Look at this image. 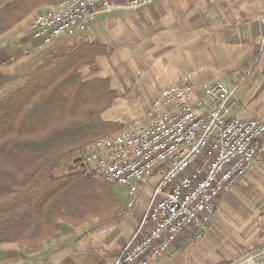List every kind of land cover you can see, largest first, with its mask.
<instances>
[{"label":"crops","instance_id":"obj_1","mask_svg":"<svg viewBox=\"0 0 264 264\" xmlns=\"http://www.w3.org/2000/svg\"><path fill=\"white\" fill-rule=\"evenodd\" d=\"M11 1L5 0L0 7ZM61 1L51 0L52 4L45 6ZM45 6L0 36V95L21 85L28 70L48 52L87 42L98 56L91 66L83 68V76L108 79L110 89L122 102H144L146 108L137 113L138 118L162 91L182 80L196 88L221 80L237 88L238 108L233 117L264 120V0H154L138 10L101 17L73 39L49 46L30 34ZM253 104L259 105L255 108ZM263 142L264 138L252 174L238 190L220 199L214 222L197 250L196 255L200 252L211 257V264L228 263L264 246V191L258 190L261 183L256 180L264 181ZM111 189L122 210L125 188ZM147 195V191L141 194L130 215L108 224L98 220L78 227L60 223L55 237L40 242L34 250L2 244L0 264H112L138 226ZM223 204L229 208L220 210ZM175 254L153 264L180 263L184 256Z\"/></svg>","mask_w":264,"mask_h":264},{"label":"built area","instance_id":"obj_2","mask_svg":"<svg viewBox=\"0 0 264 264\" xmlns=\"http://www.w3.org/2000/svg\"><path fill=\"white\" fill-rule=\"evenodd\" d=\"M153 1L62 0L41 9L30 34L49 46L73 39L101 17ZM236 89L221 80L201 88L182 80L162 91L142 120L124 128L121 141L88 144L80 164L104 183L125 188V215L149 191L138 226L112 264L157 263L179 237L201 241L218 198L251 173L264 120L233 117Z\"/></svg>","mask_w":264,"mask_h":264},{"label":"trees","instance_id":"obj_3","mask_svg":"<svg viewBox=\"0 0 264 264\" xmlns=\"http://www.w3.org/2000/svg\"><path fill=\"white\" fill-rule=\"evenodd\" d=\"M50 4L13 0L3 5L0 36ZM97 56L87 42L56 48L28 70L21 85L0 96V245L34 250L55 237L60 222L78 227L97 218L107 223L119 213L111 186L86 173L81 159L61 169L65 156L123 131L93 121L116 98L108 79L83 76Z\"/></svg>","mask_w":264,"mask_h":264},{"label":"rangeland","instance_id":"obj_4","mask_svg":"<svg viewBox=\"0 0 264 264\" xmlns=\"http://www.w3.org/2000/svg\"><path fill=\"white\" fill-rule=\"evenodd\" d=\"M4 2H5V0H0V6ZM26 76H27V74H26ZM11 88H15V87H11ZM258 99L262 101L263 97L258 98ZM262 104H264V102ZM258 105L253 104L251 106H254L255 108H257ZM143 108H146V104L144 102L134 103V104L128 103L127 104L126 102H122L120 97H116L114 99V101H113L112 106L109 109L105 110L104 112L100 113L99 115H95L93 117V121H95L97 123L104 122V123H111V124H114V125H119L124 130V128L128 127L130 124L142 120L144 115L142 117L138 118L139 115L137 113L141 112V110ZM109 137H111V136H109ZM104 138H106V137H104ZM87 146L88 145L84 146L80 151L73 152L72 154H69V155L65 156V158L63 159L62 164H61V166H62L61 169L62 170H66L70 166L72 167V166L75 165L74 161H77L79 159L82 160L83 154H84L85 149H86ZM263 146H264V142H263ZM83 169L86 171V173L93 174V173L87 171L85 168H83ZM251 174H252V172L250 173V175ZM256 180L261 183L257 187L258 190L259 191H264V181L259 179V178H257ZM242 181L233 189L234 191L239 189V186L242 183ZM147 192H148L147 198H149V191H147ZM222 198L223 197H220L216 201V210L218 208L219 201ZM142 200L145 201L146 199L142 198ZM147 202H148V200H147ZM227 208H229V206L227 204H223L222 207L220 208V210H223V209L226 210ZM123 209L124 208L122 207V210L119 211V213L112 219V221H116L117 219H120L121 217H124V213L125 212H124ZM91 220H98V219L95 218V219H91ZM91 220H89V221H91ZM112 221L107 222V223H101L99 221V223L100 224H108V223H111ZM60 223H64V222H60ZM60 223H59V227H60ZM207 242H209V241H207ZM201 243H202V240L199 241V242H196V243H189V242H186L184 240H181L180 242L176 243L174 245V248L172 247L173 250H170V252L168 251L169 253L167 252L164 255V257L169 255V254L172 255V254L176 253L175 255L184 256L182 261L180 260L179 261L180 263H177V264H186V263L187 264H211L209 260H211L212 258L209 257L208 255H206V257H205V254L202 253L203 255H201L200 252H199V255H196L197 252H198L197 250L200 249L199 246H200ZM178 253H180V254H178ZM200 255L202 256V259L198 260V258L201 257ZM164 257L161 260H163ZM193 257H195V258H193ZM187 261H189V262H187ZM217 264H219V263H217ZM224 264H264V246L260 247L258 249H250L249 251L244 252V254L240 255L239 257L238 256L234 257V259L232 261H230L228 263H224Z\"/></svg>","mask_w":264,"mask_h":264},{"label":"bare ground","instance_id":"obj_5","mask_svg":"<svg viewBox=\"0 0 264 264\" xmlns=\"http://www.w3.org/2000/svg\"><path fill=\"white\" fill-rule=\"evenodd\" d=\"M122 139H123V132H120V133L113 135L111 137L101 138L100 144H109V142L121 141Z\"/></svg>","mask_w":264,"mask_h":264}]
</instances>
